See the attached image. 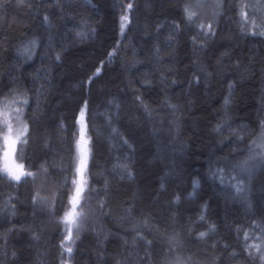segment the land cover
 <instances>
[{
    "label": "trees",
    "instance_id": "trees-1",
    "mask_svg": "<svg viewBox=\"0 0 264 264\" xmlns=\"http://www.w3.org/2000/svg\"><path fill=\"white\" fill-rule=\"evenodd\" d=\"M128 2L35 0L29 11L11 0V6L0 11V93L12 88L27 91L26 116L38 119L31 124L24 162L32 165V171L41 164L48 168L35 185L31 180L15 185L0 179V204L9 194L17 197L15 215L0 212V233H7L5 264H60L62 226L57 219L68 203L71 184L64 181L70 176L75 118L84 99L93 113L91 183L102 189L108 182L106 211L110 215L100 216L93 197L87 207L95 215L77 242L72 264H114L112 257L121 251V238L131 240L133 223L149 215L153 222L149 238L155 237L159 253L157 264L165 259L167 237L174 231L180 233L184 255H193L195 264H213V255L219 257L215 264H259L247 257L242 245L243 232L251 229L253 221L264 219V166L255 168L239 196L209 172L210 161L215 167L224 157L230 163L246 159V146L264 121V37L240 30L239 6L249 0H225L214 20L215 35L195 48L196 29L184 19L185 0H131V23L121 37L119 17ZM204 3L201 18L211 20L208 5L212 3L214 10L215 0ZM45 15L52 27L44 24ZM80 31H88V37L81 40L76 36ZM31 39L37 44L26 59L19 50ZM117 45V54L109 60L108 53ZM61 51V59L55 61L54 52ZM97 67L100 74L88 84ZM41 88L44 95L37 110ZM137 95L155 110L153 117L145 114ZM165 100L177 107L164 106ZM108 113L113 115V127L134 151L110 137ZM218 124L223 125L221 132L215 131ZM233 132L244 141L237 144ZM117 156L129 157L131 178H121L120 170H114ZM195 180L200 187L193 195ZM41 186V195L57 194L54 215L32 203L34 189ZM176 196L179 202L172 203ZM205 204L207 223H196ZM130 205L134 206L131 217L126 211ZM208 224H215L216 232L206 242L197 241L196 234L207 231ZM93 225L102 228L107 238H98ZM9 228L14 230L8 232ZM34 233L39 240L33 239ZM256 235L247 243H259ZM98 239L105 250L104 261L96 256ZM216 241L220 243L213 249ZM224 244L230 247L225 249ZM233 250L239 253L235 258L229 255Z\"/></svg>",
    "mask_w": 264,
    "mask_h": 264
},
{
    "label": "snow or ice",
    "instance_id": "snow-or-ice-1",
    "mask_svg": "<svg viewBox=\"0 0 264 264\" xmlns=\"http://www.w3.org/2000/svg\"><path fill=\"white\" fill-rule=\"evenodd\" d=\"M225 0H215V8L212 12V18L203 19L200 15V9L205 6L204 0H185L183 6L184 19L188 25L196 29V35L192 37V43L195 47H203L204 41L209 37L215 35L214 20L222 12ZM16 4L20 8L27 7L29 11H32L35 5V0H16ZM11 6V0H0V11L5 10ZM134 8V4L128 2L122 6V13L119 17L120 23V35L124 36L125 30L131 23L130 13ZM239 15L241 19L240 30L242 33L262 36L264 37V2L262 0H256V3L241 2L239 6ZM45 25L52 27V20L48 15L43 17ZM82 23H84L82 21ZM177 28L179 25L176 26ZM94 32V29H90ZM88 31H80L76 33L81 40L88 37ZM174 35V33H173ZM173 35L168 37L169 46L173 39ZM37 41L35 39L27 40L19 50L20 55L26 59L30 58L34 52ZM50 47L52 45L50 44ZM113 48L108 53L109 60L117 54V49ZM66 50V49H64ZM54 51V48H53ZM160 53L159 47L156 48V55L158 58ZM62 57L61 52H54L53 59L59 61ZM101 68L97 67L92 76L87 80L90 84L95 76L100 74ZM163 79V77H162ZM231 89V85L229 86ZM43 88L37 90V110L40 108L39 97L43 96ZM29 96L27 91L19 88H12L6 94L0 93V179H7L10 184L20 185L23 182L31 180L35 185L37 179L41 174H47L48 168L41 164L36 171H32V165H26L25 151L31 141V124L38 117H27L26 109L30 108ZM136 100L140 106L144 109L145 114L148 117L155 115V110L150 105L144 103L141 96L137 95ZM113 104V101H109ZM229 100L225 99L227 105ZM164 106L175 109L177 106L171 104L169 101H164ZM115 107L119 108L116 104ZM105 115V114H102ZM93 113L89 109V101L84 99L78 107V115L75 118L76 131L73 133V154L70 156L69 168L70 176L65 177V184L67 185L70 180L71 187L68 192V203L64 206L63 215L59 216L57 223L62 226V237L59 243L60 252V264H72V257L76 250L77 242L81 240V234L87 230L89 221L94 217L95 213L87 207L89 202L96 198V210L100 216H108L110 213L107 210L108 200L106 199L108 192V182L105 181L102 189H98L92 186L91 181L94 179L91 173V166H95L91 141L92 135L89 134L92 127ZM106 125L109 129L110 137L114 140L118 139L120 146L127 147L130 151H134L129 140L123 137V134L118 128L113 127V115L111 113L106 114ZM63 128V125H61ZM223 128L222 124H218L215 131L221 132ZM94 134V132H93ZM255 135V134H253ZM232 138L237 144L244 141V137L238 135L236 132L232 133ZM231 142V141H229ZM113 149L117 148L116 144L112 145ZM259 149V151H257ZM237 151V149H233ZM247 157L243 160H237L236 163H230L228 157H224L222 161H216L217 166L213 167L210 161L209 172L213 179L219 180L220 184L225 188L234 190L235 194L239 196L246 190V180L251 178V175L256 167L264 166V121L260 124L259 134L255 135L254 139H251L246 146ZM223 166H219L220 164ZM114 170L119 169L123 178V175H127L129 178L132 176L131 170H129V157L125 156L116 157V163L113 166ZM63 170V169H62ZM161 189L164 188V184L161 183ZM200 187L199 180L193 181V195L195 190ZM43 186L34 189L31 197L33 205H39L46 207L50 213L55 214V208L57 203L56 192H51L49 195H41ZM17 197L9 194L6 199L0 204V212H7L10 215H15ZM179 196H176L172 203H178ZM207 209V205H203L201 213L197 217L196 223H207L204 212ZM129 217H131L134 206H129L126 209ZM14 229L9 228L8 232H12ZM153 222L152 217L145 216L141 221L134 222L132 227L131 240L121 238L123 240L122 248L119 253L112 257L114 264H157L156 257L159 253L156 250V239L152 236ZM159 231V229H156ZM92 231L95 232L99 238L101 235H105L104 230L100 228L96 229L95 225L92 226ZM216 232L215 224H208L207 231H199L196 234L197 241H207L210 239V234ZM239 233L240 230L237 229ZM256 239L259 243H247L249 239L255 233ZM191 227L189 228V235L191 236ZM105 235V239H106ZM33 239L39 240L40 236L37 233L33 234ZM243 240L245 243L242 245V251L247 254V257L252 261H259V264H264V219L260 221H253L251 229L243 232ZM7 241V233H0V264H5V260L8 257V252L5 250ZM220 242L216 241L211 244L213 249H216ZM225 249L229 248L228 244H224ZM97 253L98 261H104L105 250L103 245L98 239ZM184 244L181 241L180 233L173 232L172 235L167 237V247L163 253L164 260L161 264H195L193 261V255H184ZM229 255L235 258L239 253L235 250L231 251ZM11 256L14 260L16 253L12 252ZM219 259V257L213 255V264Z\"/></svg>",
    "mask_w": 264,
    "mask_h": 264
},
{
    "label": "rangeland",
    "instance_id": "rangeland-1",
    "mask_svg": "<svg viewBox=\"0 0 264 264\" xmlns=\"http://www.w3.org/2000/svg\"><path fill=\"white\" fill-rule=\"evenodd\" d=\"M262 2H264V0H262ZM249 3H256V0H249ZM208 8L211 10V11H213V8H212V3L210 4V5H208ZM258 151H259V149H258Z\"/></svg>",
    "mask_w": 264,
    "mask_h": 264
}]
</instances>
